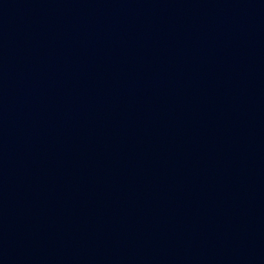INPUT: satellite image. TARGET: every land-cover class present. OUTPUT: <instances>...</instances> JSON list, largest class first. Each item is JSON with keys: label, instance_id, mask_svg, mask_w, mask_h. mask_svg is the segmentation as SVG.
Returning <instances> with one entry per match:
<instances>
[{"label": "water", "instance_id": "1", "mask_svg": "<svg viewBox=\"0 0 264 264\" xmlns=\"http://www.w3.org/2000/svg\"><path fill=\"white\" fill-rule=\"evenodd\" d=\"M0 264H264V0H0Z\"/></svg>", "mask_w": 264, "mask_h": 264}]
</instances>
